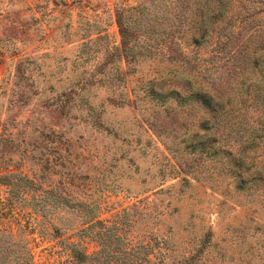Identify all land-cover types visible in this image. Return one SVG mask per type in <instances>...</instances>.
<instances>
[{"label": "rangeland", "instance_id": "1", "mask_svg": "<svg viewBox=\"0 0 264 264\" xmlns=\"http://www.w3.org/2000/svg\"><path fill=\"white\" fill-rule=\"evenodd\" d=\"M203 2L0 0V176L45 198L10 206L0 186V230L31 264L92 256L85 220L114 218L153 260L155 243L172 263L210 233L215 264H264V148L241 171L232 137L264 113V0H224L193 44ZM202 91L228 103L210 111Z\"/></svg>", "mask_w": 264, "mask_h": 264}, {"label": "trees", "instance_id": "2", "mask_svg": "<svg viewBox=\"0 0 264 264\" xmlns=\"http://www.w3.org/2000/svg\"><path fill=\"white\" fill-rule=\"evenodd\" d=\"M211 2L212 0H204L197 10V13L199 14L197 20L200 21L199 25L195 27L197 32H194L191 37L193 44H197L205 37L207 27L211 20H214L215 22V20L219 19L224 14V0H214V7ZM118 23L120 26V33L122 38H124L127 35V31L121 27V21ZM193 25H197L196 20H194ZM122 44H125V40L122 41ZM122 50L124 53L132 52V50L125 45ZM194 96H196L197 103L210 111L222 110L223 105L228 103V101L218 102L212 95L203 91L201 93L194 92ZM259 118L262 119L258 122V127L252 131H246V129H240V127H238L236 134L232 136H238L241 140L240 157L237 162L241 171H248L249 168L253 167V165L249 164L246 159L250 152L264 148V113H261ZM30 182L31 181L27 177L12 173L0 176V186H4L7 189L9 197V201L7 202L10 206L12 205L10 202L13 201L17 203L23 201L24 203L27 202V204L28 202L31 204H37L45 201V198L41 196H33L30 200H26L24 195L27 194L26 191L28 190L26 187ZM245 182V179L239 180V188H242ZM262 182L264 183V180ZM19 199H21V201H19ZM33 210L36 211L35 209ZM85 221L89 224L86 230L93 231L96 240H98L99 249L92 256H86L81 250L75 248L72 250L69 264H215L218 262V260L213 259V257L203 254V251L210 247L208 238L210 233L205 234V238L195 248V254H190L188 257H185L180 261L173 260L172 263H169L165 257L168 248L164 242L155 243V245L159 247L161 257H156L154 258L156 260H153L151 257V254H153V245L149 242L137 243L132 239H127V236L123 233V219L114 218L110 223L94 221L92 219L90 221ZM1 240L7 245L6 248H3L1 247L2 243H0V251L6 253L0 258L4 264L32 263L31 253H29L26 246H21V254L18 252L20 245L19 241L15 239L13 231L10 229L0 230V242Z\"/></svg>", "mask_w": 264, "mask_h": 264}, {"label": "built area", "instance_id": "3", "mask_svg": "<svg viewBox=\"0 0 264 264\" xmlns=\"http://www.w3.org/2000/svg\"><path fill=\"white\" fill-rule=\"evenodd\" d=\"M69 1H71V2H77V0H69Z\"/></svg>", "mask_w": 264, "mask_h": 264}]
</instances>
